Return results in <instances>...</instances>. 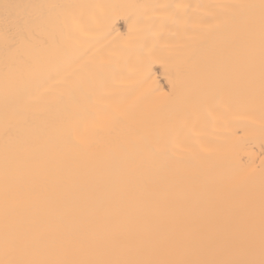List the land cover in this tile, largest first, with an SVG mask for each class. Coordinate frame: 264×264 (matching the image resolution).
Returning a JSON list of instances; mask_svg holds the SVG:
<instances>
[{
  "label": "bare ground",
  "instance_id": "1",
  "mask_svg": "<svg viewBox=\"0 0 264 264\" xmlns=\"http://www.w3.org/2000/svg\"><path fill=\"white\" fill-rule=\"evenodd\" d=\"M0 264H264V0H0Z\"/></svg>",
  "mask_w": 264,
  "mask_h": 264
}]
</instances>
